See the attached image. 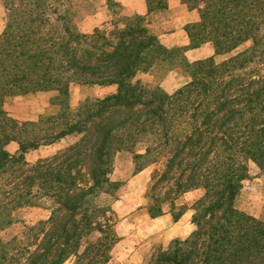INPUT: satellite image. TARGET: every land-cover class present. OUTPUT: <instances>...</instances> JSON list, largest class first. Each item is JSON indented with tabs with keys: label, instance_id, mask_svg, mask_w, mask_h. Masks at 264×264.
<instances>
[{
	"label": "trees",
	"instance_id": "trees-1",
	"mask_svg": "<svg viewBox=\"0 0 264 264\" xmlns=\"http://www.w3.org/2000/svg\"><path fill=\"white\" fill-rule=\"evenodd\" d=\"M2 1L0 264H109L118 219L97 201L118 200L121 185L111 175L123 152L133 155L137 173L161 165L146 192L152 218L166 205L174 210L186 193L204 192L192 208V234L147 264H264V221L236 206L250 164L264 173V0H182L200 16L186 27L190 48L210 43L228 57L183 64L188 83L170 95L136 80L158 66L175 68L179 52L150 28L166 0H146L147 16H124L90 34L73 18L78 5L93 0ZM104 1L122 11L117 0ZM73 85L117 91L73 109ZM47 91L58 93L55 112L36 122L20 123L5 109L12 98ZM69 137L56 154L27 162L30 151ZM13 142L16 154L6 149ZM31 208L49 217L30 226L16 218ZM18 224L22 230L6 237Z\"/></svg>",
	"mask_w": 264,
	"mask_h": 264
},
{
	"label": "crops",
	"instance_id": "crops-1",
	"mask_svg": "<svg viewBox=\"0 0 264 264\" xmlns=\"http://www.w3.org/2000/svg\"><path fill=\"white\" fill-rule=\"evenodd\" d=\"M117 2L122 7L123 15L126 17L147 16L148 14L146 0H117ZM166 5V10L150 16V28L165 48L179 52L174 59L175 68L170 69L158 66L146 74H139L136 80L144 84L159 86L161 90L170 95L188 83L189 79L182 69L183 64H193L211 58L217 59L220 56L216 55L214 47L210 43H205L197 48H190V39L186 27L188 25L197 24L200 21L199 12L197 10L189 9L187 5L183 4L182 0H166ZM97 18L99 19L97 20ZM87 21L89 27H85V29L83 27L81 28L83 34L92 33L96 28L103 26L107 21V14L96 13L89 17ZM116 91L117 87L115 85L107 87L73 85L70 90L69 103L71 108L74 109L80 104V94L85 95L89 93L97 95L98 98H103L114 94ZM56 96H58L57 92L47 91L38 92L26 97H15L7 101L5 109L16 120L21 122H36L41 115L53 111L51 102ZM72 142L73 139L69 137L52 145L43 146L37 150L30 151L25 156L26 160L29 163H35L39 159L56 154ZM18 148V144L14 142L6 147L10 154H16ZM147 169L148 168L137 173L134 177H138L140 174L146 172ZM190 193L194 194L193 196H195V198L200 196V191L198 190L186 193L185 195ZM182 197H184V195ZM145 209L144 207L139 211L143 212ZM192 214H194V211ZM192 214L188 215L187 212H184L178 220H175L171 214L166 213L156 218H152L148 213L145 215L149 218L153 235L156 233L162 237L161 243L163 250H167V246L171 241L176 239L184 240L192 234L194 231L192 229ZM251 216L259 218V215L253 213H251ZM117 225L115 228H117ZM118 243L119 241L115 246Z\"/></svg>",
	"mask_w": 264,
	"mask_h": 264
},
{
	"label": "rangeland",
	"instance_id": "rangeland-1",
	"mask_svg": "<svg viewBox=\"0 0 264 264\" xmlns=\"http://www.w3.org/2000/svg\"><path fill=\"white\" fill-rule=\"evenodd\" d=\"M96 13L107 14V21L100 28L110 26L112 23L124 17L123 11L117 8H109L104 0H93L89 3L83 2L78 5L73 18L75 27L80 33H82V27L84 29L85 27H89L87 20ZM6 15V7L3 1L0 0V36L5 28ZM98 19L99 18H97V20ZM248 46L249 44H246L232 55L242 52ZM227 57L228 56H220L216 61L220 63ZM79 98L81 99L79 103H81L86 99H96L98 96L87 93L85 95L80 94ZM51 112H55V110L50 111V113ZM19 122L24 123L21 121ZM160 168L161 165L159 164L152 165L146 172L135 178L134 176L137 172L133 155L129 152L115 155L111 180L121 185V190L117 193L119 201H115L108 195H104L97 201V204L100 206H111L118 219L115 232L119 243L114 246L109 264H147L154 254L163 250L161 243L162 237L156 233L153 235L149 218L145 215L148 211H146V209L143 212L139 211L144 207L146 208L147 205L146 192L151 174L155 169ZM198 191H200V196L196 198L193 196L194 194L191 193L180 198L176 202V208L174 210H171L170 206L166 205L165 213L171 215L172 213L178 214L182 209L183 212H187L188 215H191L193 213V205L204 194L202 190ZM236 206L248 215H251V213L259 215L257 219L264 221V173L253 163L250 164L249 179L243 184V189L237 199ZM48 217L49 212L40 208L26 209L16 216L18 220H23L25 224L29 226L36 224L40 220H46ZM192 229L194 230V225H192ZM21 230L22 226L20 224L15 225L6 231V237L18 234ZM170 244L167 248H169ZM65 264L72 263L68 261Z\"/></svg>",
	"mask_w": 264,
	"mask_h": 264
}]
</instances>
